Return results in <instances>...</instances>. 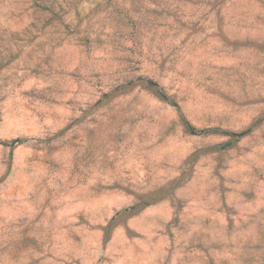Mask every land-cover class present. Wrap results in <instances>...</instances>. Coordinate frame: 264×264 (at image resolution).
I'll return each instance as SVG.
<instances>
[{
  "label": "rangeland",
  "instance_id": "1",
  "mask_svg": "<svg viewBox=\"0 0 264 264\" xmlns=\"http://www.w3.org/2000/svg\"><path fill=\"white\" fill-rule=\"evenodd\" d=\"M0 264H264V0H0Z\"/></svg>",
  "mask_w": 264,
  "mask_h": 264
},
{
  "label": "trees",
  "instance_id": "2",
  "mask_svg": "<svg viewBox=\"0 0 264 264\" xmlns=\"http://www.w3.org/2000/svg\"><path fill=\"white\" fill-rule=\"evenodd\" d=\"M189 129L191 130V132H197V131H199V132H205V131H207L206 129H201V130H195L193 127H191L190 125H189ZM232 135H241V134H243V132H240V133H235V132H233V133H231Z\"/></svg>",
  "mask_w": 264,
  "mask_h": 264
}]
</instances>
